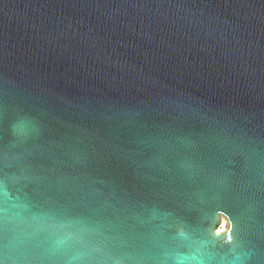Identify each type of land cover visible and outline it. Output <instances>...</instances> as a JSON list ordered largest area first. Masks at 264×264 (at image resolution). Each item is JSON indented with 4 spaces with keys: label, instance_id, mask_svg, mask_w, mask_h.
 <instances>
[{
    "label": "water",
    "instance_id": "95a60500",
    "mask_svg": "<svg viewBox=\"0 0 264 264\" xmlns=\"http://www.w3.org/2000/svg\"><path fill=\"white\" fill-rule=\"evenodd\" d=\"M0 108L10 207L132 233L111 264L264 260V0H0ZM40 243L14 220L5 264Z\"/></svg>",
    "mask_w": 264,
    "mask_h": 264
},
{
    "label": "snow or ice",
    "instance_id": "6c2138e0",
    "mask_svg": "<svg viewBox=\"0 0 264 264\" xmlns=\"http://www.w3.org/2000/svg\"><path fill=\"white\" fill-rule=\"evenodd\" d=\"M3 116V109L0 108V120ZM4 169L5 157L0 152V264H5L4 240L6 234L13 230L14 220L24 224V232L30 240L38 239L41 242L36 247L47 245L44 253L49 264L53 257L56 264H111L114 253L137 244V238L132 233L99 219L94 214L78 211L71 203L59 202L63 198L54 195L51 190L42 194L44 206L36 211L27 205L10 207V177ZM166 227L167 225L160 226L158 239L161 246L169 240L184 237L183 232L170 236L163 230ZM185 259L196 260L197 257ZM261 264H264V260Z\"/></svg>",
    "mask_w": 264,
    "mask_h": 264
}]
</instances>
